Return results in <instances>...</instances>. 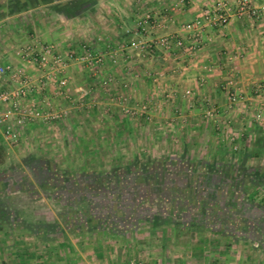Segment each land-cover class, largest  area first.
Returning a JSON list of instances; mask_svg holds the SVG:
<instances>
[{"label": "crops", "instance_id": "crops-1", "mask_svg": "<svg viewBox=\"0 0 264 264\" xmlns=\"http://www.w3.org/2000/svg\"><path fill=\"white\" fill-rule=\"evenodd\" d=\"M67 1L0 0V65L13 63L17 67H23L25 62L21 54L18 55L16 43L8 41L11 44H7V41L2 39L8 36L4 29L6 24L17 27L26 18L30 25H26L25 32L21 35L28 34V38L32 35L36 36L38 41L45 44L52 43L50 45H55L56 49L65 52L66 39L73 38L72 27L65 26L85 17V12L76 13L73 17L51 7ZM138 1L131 0L133 6L139 3L140 9H143L144 5L151 4L144 10H154L164 6V10L161 7L162 11L158 17L160 22L166 23V26H157L152 34L166 33L173 26L174 29L171 28L173 32H178L185 39L190 37V33L180 32V23L193 20L210 6L208 0H203V6L207 5L206 8L201 4H199L201 7L198 6L197 1L192 0V5L185 8V14L181 15L175 10L178 8L176 0H153L148 3L145 0ZM252 1L258 4L256 0ZM96 2L102 5L104 1L96 0ZM166 3L170 4L171 10L176 11H167L171 12L170 18L169 16L166 18ZM9 8L17 10L11 12ZM110 10L111 13H106L108 12L106 10L105 13L96 16L99 20L115 21L108 32L99 27L96 33L97 40L103 38V41L105 39L107 41L110 37L115 45L131 44L138 38L133 33L136 18L145 11H141L142 13L138 15L139 13H135L133 8L129 11L121 10L120 13ZM95 13L97 14L96 11ZM58 18L62 22L59 27H55L54 19ZM61 30L63 35L60 33ZM200 32L198 49L192 55H188L183 50L177 52L157 50L158 52H152L145 60H141L127 48L122 52V57L119 56L117 60L110 59L109 63H123L122 66L125 68L131 66L133 68L134 65L133 69L141 70L146 63H173L170 70H167L159 80L162 88L153 99L156 103H160L157 109L143 115L139 121L133 122L129 119V115L115 108L107 111L108 116L115 120L113 123L96 121L98 109H79L78 117H82L83 121L89 118L92 120L90 125L77 120V126L67 128L82 132L77 143L83 148H89L86 154L91 155L92 159L88 160L94 161L98 157L96 155L100 154V148L137 149L138 142L134 141L132 132H138L142 136L136 140L142 138L139 143L142 151H137L135 154L133 151L118 152L120 158L129 160L134 158L132 162L141 163L151 159L146 153L149 148H158L152 159L173 160L182 156L183 161L189 160L191 163L207 162L219 165L218 171L210 174L214 176L213 180L222 182L215 185L211 179L212 187L203 190V193L206 192L203 195L198 194L197 189L201 190L198 186L190 188L189 191L192 192V197L189 196L192 198L189 200L190 203L187 202V199H190L188 196L187 199H183L187 195L186 188H183L179 181L180 188L177 192L169 193L167 189L164 192L169 200L171 197H176V203L178 202L179 205H172L169 200H160L155 196L151 199L145 196L136 202L142 190L132 194L130 192L133 190L130 189L129 192V188H126L123 196L135 195L134 202L110 204L108 209H100V204H97L95 212L103 213L97 220L70 222L69 226L61 220L54 228L51 225L53 223H45V230L30 232L34 239L29 254L41 253L44 255V264H119V262L124 264L137 258H152L159 261L157 264L171 262L172 264H264V251L253 240L254 234H257L264 224V206L260 204L264 201V187L260 185L254 187L250 182L242 181V176L234 177L232 180L224 172L229 165L235 167L238 173L242 172L243 167L256 168L258 173L264 168V17L251 20L245 15H232L223 27L205 28L202 33ZM93 40L97 44L93 49L102 52L104 47L100 43L104 42H98L95 38ZM78 49L77 46L72 50ZM208 65L212 70L206 68ZM72 67L67 66L62 72L61 76L68 81L66 85L72 82L74 77L75 81L78 79L74 75L71 77L75 71ZM132 75L133 72L131 76H123L125 80H133L130 83H135L136 87L141 86L143 78ZM91 79L94 82L85 81L87 84L85 88H88L87 91L83 90V93L87 92V96L86 94L84 96L82 90L75 92L81 106L85 100L93 99L91 94L94 93L93 84L96 83L93 77ZM113 80L117 83L123 81L117 73ZM125 82L129 83V81ZM8 83L9 80L5 85ZM51 86L52 84L45 86V90L49 93L46 92L47 95L42 99L47 101L49 97L54 102L53 106L57 107L59 103L55 102L57 98L53 96ZM131 91L126 93L129 103L138 104L136 97H133L134 90ZM60 96L64 101V104H61L63 106L74 100L66 92L59 94L58 97ZM209 108L214 110L213 116L206 113ZM107 133H110V138ZM66 144L71 145L69 141ZM234 146H237V149H233ZM170 147L173 149L172 152H169ZM143 158L146 159L143 161ZM206 173L193 175L195 179H207ZM242 190H245L244 193ZM250 194L253 195V199L250 198ZM229 195H233L234 200L240 202L238 206L228 203ZM203 204L206 207L204 215L201 214ZM202 219L205 220L204 225L199 224ZM231 225V232L222 228ZM248 232L250 234H247ZM152 249L156 251L154 250L153 253Z\"/></svg>", "mask_w": 264, "mask_h": 264}, {"label": "rangeland", "instance_id": "rangeland-1", "mask_svg": "<svg viewBox=\"0 0 264 264\" xmlns=\"http://www.w3.org/2000/svg\"><path fill=\"white\" fill-rule=\"evenodd\" d=\"M101 1H104L102 2L103 3L102 5L96 4L97 3L96 0L87 1V3H85V5H83L79 9H77V12H76L80 14L82 12H85V17L82 19L79 18L78 20H74L70 24L65 26L66 28L72 27L71 28L72 31L71 29L69 31H71L72 32L71 35H73L72 39L71 38L66 39L67 41L66 42L67 45L65 43V46L67 48L66 51L67 50L72 51L74 47H77V46L81 47L82 45H86L92 51H95L93 47L95 45L97 46V44L93 40V38L97 40L96 33L98 32L99 27H102V29H105L108 32L109 27L111 28L113 26L111 24L115 23L113 19L112 21L111 19L99 20L96 18V16L99 13L103 14L106 12V10L108 11L106 13H109L111 11L110 9H113L114 12L117 11L118 13H120L121 10L129 11L133 8L135 9V13L137 12L139 13L138 15H140L142 12L145 11V12H151L153 15H156V16H159L158 14H160V12L162 11L161 7H163L162 9L164 10L163 5L161 7L158 6L159 8H154V10L153 9L144 10L145 7L149 8L151 4L144 5L143 9H140L139 3L138 5L135 4V6H133L134 4H132L131 0H129L130 2L128 0L127 2L125 0H101ZM132 1L139 2L138 0H132ZM145 1L148 3V2H152L153 0H145ZM196 1H197L198 6H200L199 4H201L202 6L204 5L203 0H196ZM256 1L258 3L257 5L264 4V0H261V1L256 0ZM176 3L178 4L177 6L178 8H176L175 10L181 13V15H183L185 14L184 9L192 5L191 4L192 0H183V1L176 0ZM208 3L211 4V0H208ZM228 3H232V0H229ZM107 5L110 7H108ZM206 6H203V8H206ZM106 7L108 8L106 9ZM165 7H166V11H165L166 18L167 16H169L170 18L171 12L168 13L167 11L171 10V6L170 4L166 3ZM9 10L11 12H14L17 9L9 8ZM175 10H171V11L176 12ZM94 11H96L97 14L96 13L94 14ZM89 12H91L92 14L90 15ZM245 17L247 19L252 20V18H249L247 15H245ZM262 17H264V14H261L259 19ZM189 21L191 20H188V22ZM61 22L62 21L59 18L54 19L53 26L59 27L58 25H60ZM63 22L65 21L63 20ZM20 24L22 26L17 25V27H14V26L11 27L12 25L6 24L4 29H5V33L8 36L7 37L4 36V39H2L4 41H7L6 42L7 44H11L12 42L16 43L17 45L16 48H18V55L20 54L21 56L24 55V50L27 45H32V44H36L37 46L48 45V44L42 43V41H38L37 40L38 37L36 38V36L32 35V36H29L28 38L27 37L28 34L24 36L21 35L25 32L26 25H30L29 20L27 18L22 20ZM156 27L157 26H153L152 28L149 29L150 31L149 34L151 36H154V34L152 33H153V29ZM135 28H137L136 25L133 26V30ZM171 28L174 29L173 26H171ZM171 28L169 29L168 32L174 33ZM205 28L214 29V27H211L209 25H203L202 28L200 29L201 31L200 33H202V30ZM179 29H180L179 30L180 32L184 31L180 27ZM62 31L63 30H61L60 33L63 35ZM175 33H178V32H175ZM141 38L144 39V38H150V37L142 36ZM8 41L11 43H8ZM97 41L104 42L103 44L100 43V45L104 47L103 51L101 52L105 54L104 63L97 65V66L91 63L68 64L67 66H71V67L73 66L72 69L75 70L74 73L71 74V77L76 76L78 78L77 81H75V77H74V79H72L73 81L72 82L70 81L68 85L60 84L56 80V77L57 78L61 77L62 73H56L55 71H53L49 74V77L51 79L55 78L54 80L55 82H52L51 92L53 93V96H56L57 98L55 101L59 103L57 107L53 106L54 102L51 101L49 97L47 99L49 104H47L45 100L42 99L44 95H47L46 92L49 93L48 90L47 91L45 90V86L40 85L41 90L39 91V94H36V96H33L34 97L33 103L39 109L41 113H49L54 110H58V111L66 110L67 111L66 114H64L60 118L48 119V120L44 118L45 114H42V115L40 114L34 120L29 121V123L25 127L19 128V137L16 140L5 139L0 135V144L4 146L3 164L0 165V180L5 170H10L11 173L13 174L12 177L14 179L12 180V178L10 177L6 178V181L4 182L5 184L4 190L0 191V203L3 202V204L6 206L5 209L8 211H12L15 214V216H18V219H19L18 224H11L10 222L7 223V222L0 220V264H44V255H41V253L39 252L38 254L36 252H32L29 254L28 251H29V248L32 247L31 242H32V239L34 238H32V235L30 234L31 231L23 227L22 224L24 222L26 223V226H29L30 228H33L35 226L45 225V223H49V224L53 223L55 225L57 224L58 221L62 220V217L60 216V214L63 211L68 210V208L65 207L64 201H62L61 203H56L55 201H53L52 199L46 196L51 191L44 189L39 183L40 181L38 180L39 178L38 177L36 178L38 174L35 176L33 174L35 170H30L28 164L26 163V160L30 156L38 157V159H47L49 161L51 160L55 164L57 171L59 173L64 174V172H69L71 174L78 173L80 175H82V173L91 174V175L101 174V176L102 175L104 176V175H109L110 173H112L113 170L117 167H126L127 165H131L132 163H134L132 162L134 158H132L131 160L123 158V157L120 158L119 153H122L125 151H129V153H131L133 151V153L135 154L137 153V151L138 152L142 151L140 149L141 145L139 144L142 138L139 141L136 140V139H139L142 135H140V133L138 132H132L134 141L138 142L137 149H135L134 147L125 149V150L124 148H100L99 149L100 154L96 155V157L97 156L98 157L95 158L94 161H91V160H88V159H92L91 155L90 156L87 155L88 153L86 152L89 150V148L87 147L83 148L82 145H79L77 143L78 139L81 138L82 136L81 134L82 132L80 133L73 129L68 130L67 127L70 126L72 128L73 126H77L78 125L77 120H79L81 123L87 124L88 126L90 125L92 120L87 118L86 121H83L82 117H78L77 111L79 109L81 110L98 109L99 110L97 114L98 118L96 121H99V123L115 122V120L111 119L112 117L108 116V113H107V111H110L112 109L115 110V108H119L121 109L123 114L129 115L128 116L129 119H131L133 122L139 121V118H141L143 115H146L147 113L152 112L159 107L160 103H156L155 100H153L157 97L158 92H160L162 88L160 86L159 75H161V73H166L167 70H170L169 68L173 66V63L171 64L169 63H146V65L143 66L144 69L142 70L139 68L133 69L134 65L132 68L131 64H130L131 67L125 68L122 66L123 63H117V62L109 63L110 59L117 60V58L121 56L122 52L125 51V50L122 51L120 48H118V45H119L118 43L116 45L113 44L112 43L113 41L110 37L107 38V41L106 39L103 41V38ZM24 44L25 46L23 47ZM109 52L112 53L111 56ZM154 52H158V51L156 50ZM159 54L161 53L159 52ZM147 57H144V58L137 57V58L141 60L143 59L145 60V58ZM134 64H137V63H134ZM12 65L14 67L16 66L17 69H21L20 67H17L16 64L12 63ZM63 70L61 72H63ZM133 70H137V71H133ZM23 71L26 75L30 76L32 79L38 78L39 74H41L40 71H43L46 73L45 70L39 69L33 63L32 65H28L26 69H24ZM132 72H133L132 76L138 75L137 76L138 78L140 77L143 78V82L141 83V86L137 85L136 87L135 83L133 82L130 83L131 81H133L131 79L125 80L123 75L131 76ZM115 73H117L123 81L121 82L118 81L117 83V81L113 80V77H115ZM92 77L95 79V83H96V84H93L94 93L91 94L93 95L92 100H94V102L91 99L88 101L85 100V103H83V106H81L79 103L80 101L78 97L76 96L75 92H77L78 90H82V93H83V90L87 91L88 87L85 88V85H87L85 81L87 82L92 81L91 79ZM104 79L106 80L109 79L107 84H103ZM96 80L98 82H96ZM125 81H129V83ZM1 85L2 87H8L10 83H8V85H5V82H4V84L2 83ZM130 90L132 91L134 90L135 93L133 94V97H136V101H138V104L132 105L131 103H129L127 94L130 92ZM65 92L68 93L69 96L72 97L74 100L72 102L69 101L65 106H63L61 104H64V101H62L61 96L60 97L58 96L59 94H62ZM86 93L87 92L83 93L84 96ZM29 104H32V102H30ZM100 113H102V115ZM120 120H122V118H120ZM88 134L91 135V133H88ZM102 134L104 133H101V135ZM152 134H155V133H152ZM107 135H108V138H110V133H107ZM67 141H69L71 145L70 144L67 145L66 144ZM157 149L158 148H149L146 153L149 154L151 159L143 158V161L145 159L146 160L141 163H146L147 161L153 162V160H157L156 158L152 159L153 158L152 155L156 154L155 151ZM172 150H173L172 147H170L169 152H172ZM181 157L182 156H179L178 158L175 159L177 161L176 163L180 164L181 165L180 167L183 168L182 171L176 174L177 177L181 176V178H177L176 175L174 177L177 178L175 179L176 182L178 180V182L180 181V183H182L183 188H185L186 183H191V185H193L194 187L198 186L201 189H204V188L209 189L210 187H212L211 185L212 181L214 182L215 185L222 182L216 179L213 180L214 176L210 174L211 172H208V169H206L207 167L205 168V171L202 170L205 163L207 162L191 163L189 162V160L183 161ZM14 170L15 172H13ZM204 172L205 173L207 172L205 174L207 176V179L205 178L195 179L194 178L195 176L193 175L194 173L199 174V173H204ZM185 174L190 175L187 178V180L184 177ZM192 175H193V178H191ZM174 177L170 179L168 178L169 180L167 179L166 183L169 184L170 182H172ZM211 179L212 181H210ZM102 181H105V180L102 178ZM105 183H108V182H105ZM135 188H136L135 190L132 189L133 191L130 192L129 190V192L132 194L133 193L136 194L138 193V191L141 190L142 187L140 188V186H136ZM31 191H32V194L30 193ZM118 192L119 191H116L115 194H112V192H110V190L107 189L106 192L104 191V194L103 192H101L102 194L100 193L102 195L100 196L101 197L100 199L98 200L93 199L92 201L94 203L96 202V204H102L103 201L105 200H108L109 203L110 202L125 203V201L131 202V203L134 202V199H135L134 197H136L135 195L128 194L129 196L128 195L121 196ZM94 193L98 194V192H94ZM95 207H97V205H95ZM35 230H38V229H35ZM154 250L156 251V249ZM154 250L152 249L153 253L155 252ZM32 259H36V260H32ZM137 259L136 260L132 259L128 263L126 262L124 264H157L159 262L158 260H155V259L152 260V258L150 259L140 258L138 260ZM119 264H122V263L119 262ZM169 264H172V262Z\"/></svg>", "mask_w": 264, "mask_h": 264}, {"label": "built area", "instance_id": "built-area-1", "mask_svg": "<svg viewBox=\"0 0 264 264\" xmlns=\"http://www.w3.org/2000/svg\"><path fill=\"white\" fill-rule=\"evenodd\" d=\"M183 1V0H180ZM264 14V4H254L252 0H232L228 3L227 0H211L209 8L205 9L191 21H183L180 23V28L190 33V37L185 39L178 33L166 32L159 35L150 36L149 29L153 26H166V23L160 22V18L153 15L151 12H144L139 16L135 25L137 28L133 30L134 35L139 38L135 39L131 44L120 43L118 48L122 51L127 48L139 58H144L156 50L161 51H178L183 50L188 55H192L198 49L200 42L199 31L203 25H209L214 28L223 27L226 25L232 15L243 16L249 18H259ZM147 36L150 38H141ZM110 56L112 55L111 52ZM105 54L97 51H92L86 45L79 47L77 51L62 52L56 49L53 45L37 46L36 44L27 45L24 50L23 61L25 62L21 69H17L11 63L0 65V135L5 139L16 140L19 137V128L25 127L29 121L34 120L40 114H45L44 118L57 119L67 113L66 110H54L49 113H41L33 103V96L39 94L40 85L46 86L55 82L49 74L53 71L62 73L68 64L72 63H91L100 65L104 63ZM35 64L40 71L38 78L32 79L24 73V69L28 65ZM209 71L211 66L206 67ZM164 73L159 75L163 78ZM159 79V80H160ZM9 80L8 87H2V83ZM109 80V79H108ZM108 80L104 79L103 84H107ZM155 80V79H154ZM57 81L60 84L66 85L64 76L58 77ZM54 84V83H53ZM31 99V101H30ZM27 100V102H26ZM32 104H29L30 102ZM49 104L48 100L45 101ZM144 107V106H143ZM206 113L213 116L214 110L207 109ZM233 149H237L234 146Z\"/></svg>", "mask_w": 264, "mask_h": 264}, {"label": "trees", "instance_id": "trees-1", "mask_svg": "<svg viewBox=\"0 0 264 264\" xmlns=\"http://www.w3.org/2000/svg\"><path fill=\"white\" fill-rule=\"evenodd\" d=\"M89 0H68L67 2L60 4H54L51 5L54 9L58 10L59 12H64L65 15H71L74 16L77 12V9L85 5ZM69 51V50H67ZM75 51V50H72ZM3 151L4 146L0 144V165L3 164ZM245 154V153H244ZM177 161L175 159L173 160H153V162L147 161L146 163H140L139 161H134L131 165H127L126 167H117L113 170L112 173L109 175H102L101 174H83L82 175L78 173H69L64 172L59 173L57 171V168L55 164L50 160L47 159H38V157L30 156L26 163L28 164L30 170H35L33 174L38 177L40 180V185L47 190H50L51 192L48 193L46 196L56 203H61L64 201L65 207L68 208L67 211H63L60 216L62 217V220L65 221L66 225L69 226L70 222H78L85 220L86 222H91L94 220L99 219L100 215H103L102 212H95L96 208L92 200H98L102 196L101 192H106L107 189L112 192V194H115V191H119L118 193L122 196L125 192V189H136V186H140L142 193L139 195V198L136 200L138 202L141 198H153V196L158 197L160 200H169V197L167 194H164L166 192V189L169 191V193L177 192V189L180 188V184L175 179L179 178L177 177V173L182 171L183 168L180 167L181 165L176 163ZM204 165V164H203ZM206 165V166H205ZM203 167V171H205V168L208 169V172L218 171V168H220L219 165L216 164H205ZM225 168V167H223ZM242 172L238 173L236 172L235 167L230 165L226 167L224 172H226L227 177L234 180V177L242 176V181L250 182L252 186L257 187L260 185L261 187H264V168L260 170L258 173L256 168L253 167H243ZM17 171V170H16ZM15 172V170L13 171ZM205 173V172H204ZM4 175V176H3ZM1 177L0 180V191L4 190V182L6 181V178L12 177V173L10 170H5L4 174ZM176 175L177 178L174 176ZM111 176V177H110ZM171 176V177H170ZM186 180L189 176V174H185ZM173 178L172 182L169 184L166 183V180L169 178ZM102 178L105 181H102ZM168 179V180H169ZM190 180V178H189ZM108 182V183H105ZM103 183V184H102ZM193 188L194 186L191 185V183H186V198L187 196L192 197V192L188 189ZM196 187V186H195ZM98 188V189H97ZM230 188V187H229ZM204 189H197L198 194L203 193ZM232 191V186L230 188ZM256 190V189H255ZM245 190H242L244 193ZM94 192H98V194H95ZM32 194V191L30 192ZM101 193V194H100ZM168 193V192H167ZM231 194V192H230ZM251 195V194H250ZM99 196V197H97ZM189 197V198H190ZM176 197H171L169 202L172 205H179V203H176L175 200ZM250 198L253 199V195L250 196ZM183 199L180 201L183 202ZM189 200H192V198L187 199V202H190ZM180 202V203H181ZM231 203L230 205L238 206L240 202L237 200H234L233 195L228 196V203ZM110 204H114L112 202L109 203L108 200L103 201L102 204H100V209L109 208ZM117 204V203H116ZM262 206H264V201L260 203ZM201 214H205L206 207H204V204L201 206ZM6 206L2 203H0V220L11 223V224H18L19 219L18 216H15V214L12 211H8L5 209ZM263 209V208H262ZM108 218V217H106ZM264 220V217H263ZM205 220H201L199 224L204 225ZM21 225V224H20ZM23 227L29 229L31 232H35V229L38 230H45L44 225L41 226H35L33 228H30L29 226H26V223L23 222ZM55 225H52V228H54ZM223 230H228L231 232L232 225L229 227H222ZM221 228V229H222ZM258 229V227L256 228ZM260 230L257 232V234H254L253 240L258 243V246L264 251V224L262 227L259 228ZM55 231V229H53ZM247 234H250L248 232Z\"/></svg>", "mask_w": 264, "mask_h": 264}]
</instances>
